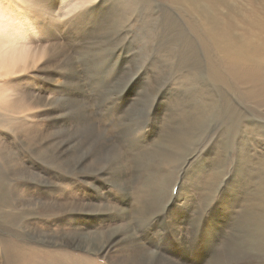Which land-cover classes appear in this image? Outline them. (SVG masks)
Segmentation results:
<instances>
[{
  "label": "rangeland",
  "instance_id": "obj_1",
  "mask_svg": "<svg viewBox=\"0 0 264 264\" xmlns=\"http://www.w3.org/2000/svg\"><path fill=\"white\" fill-rule=\"evenodd\" d=\"M152 1L168 12L156 18L150 11L127 7L125 0H94L99 10L92 11L86 21L72 23V13L65 14L67 8L60 10L61 0H52L46 6L49 12L40 13L49 23L46 39L38 41L31 28L24 31L29 52L36 50L37 55L11 72L0 69V264H93L81 253H88L83 250L94 242L106 245L119 233L120 217L114 204L123 198L131 209L137 198L150 199L151 204L157 197L148 190L136 193L134 200L121 191L107 195L106 189L114 188L116 182L135 184L134 189H169L175 196L179 182L188 195L199 185L206 188L218 181L226 185L221 198L229 196L232 160L228 155H234L226 149L229 137L223 136L222 144H216L214 139L220 134L211 137L216 122L208 119L204 125L210 126L196 131L197 136L190 140L209 138L202 148L211 145L210 156L215 153L217 162L211 166L209 159H203L208 163L203 171L199 164L185 165L184 158L192 148L186 146L175 157L180 151L171 142L184 134L172 112L178 108L186 113L203 102L227 98L264 129V100L246 96V82L231 72L234 62L221 49L216 50L204 19L193 8L185 9L175 0ZM0 7L14 20L22 14L35 20L37 14L22 0H0ZM199 8L215 23L219 45L236 49L239 43H247L264 53V0H208ZM177 15L189 20L185 38L182 30L172 29L178 23ZM19 23L7 27L19 28ZM3 34L1 29L0 37ZM262 61L263 57L258 60V70L264 74ZM216 92L223 97H216ZM228 111L225 107V117H229ZM212 114L218 116L219 111ZM251 135L256 138L250 153L259 157L264 152V136ZM176 181L178 185L170 188ZM192 210L183 216V227L194 225L186 226L194 215ZM203 216L199 236L193 237L189 229L183 230L181 238L170 222L159 238L157 227L143 229L141 240L155 251L121 248L123 237H118L113 244L116 248L107 255L122 264H129L125 258L136 264L137 259L152 262L149 264H264V227L259 221L246 216L241 231H235V211L223 203ZM243 231L250 247L233 251V233L242 238ZM68 242L79 246L80 253L54 255ZM31 247L43 250L41 255L29 250ZM92 260L105 264L107 257Z\"/></svg>",
  "mask_w": 264,
  "mask_h": 264
},
{
  "label": "bare ground",
  "instance_id": "obj_2",
  "mask_svg": "<svg viewBox=\"0 0 264 264\" xmlns=\"http://www.w3.org/2000/svg\"><path fill=\"white\" fill-rule=\"evenodd\" d=\"M22 1L26 6H29L36 10L37 14L33 15L34 17H36L35 20L26 14H22L15 16L16 18L20 16L17 20L15 19L16 20L15 21L14 19H12L13 16L9 15L7 12H5V10H3L4 8L0 7V24L1 22H3V25H0V30L2 29L4 31V34L1 35L0 37V69L1 71L4 72H11L14 69V67L19 66L18 65L19 63H25V61L30 56L37 55L36 50L33 51L32 54L29 52L30 51L29 41L27 40V37L24 36V31L26 27L27 29L31 28L32 31H35L38 41H44L46 39L45 29L49 26V23L46 21L47 18L45 19L44 17H41L40 13L49 12L46 6H49L52 0H22ZM73 1L75 0H61L60 2L61 11L67 8L68 11L65 14L72 13V17H71L72 23H74L75 20L77 19L79 22L86 21L88 20L87 18L91 15V13L97 12L99 10L94 4L93 2L94 0H92L91 4H89L91 0H77L75 6H73L74 3ZM125 1L127 2L125 4L127 7L130 8L135 7L136 9L135 11H139V12L150 11L153 13V15L156 14V18L162 16L165 12H168L167 9L162 8L161 6L156 4V2L154 3L152 0H125ZM133 1H135V5L133 4ZM175 1L181 3L183 8L185 9L189 7L193 8L204 19V22L203 21L202 22L203 24L206 25V32L208 38L210 37L213 40L215 44L214 47L216 48L217 51L218 49H221L225 53V55L234 62L231 64V66L234 68L235 71L233 72L230 70L234 74V76L237 79L246 82L247 87L244 89L246 92V96L250 100L252 98H258L259 100H264V74L261 70H258L259 67L258 60L261 57L264 58V53L262 54L258 53L260 52V49H254L251 46H249V44L247 43L243 44L242 46L239 43L240 47H237L236 49H231L227 44L219 45L215 41L216 38L215 23L209 20L208 18L209 14L203 13L202 10L199 8V6L202 4V1H208V0H175ZM16 6H18V3H16ZM14 13L17 14L18 11L14 10ZM23 18L24 20H22ZM177 19H178V23L174 21L176 27H173L172 29L182 30L183 38H185L184 28L186 26H189V22H188L189 20L188 18H186L188 20L187 21L180 15H177ZM195 19H199V17L195 16ZM20 20H22L21 24L19 23L21 22ZM11 22L19 23L20 27L16 28L14 26H11L10 28H8L7 26ZM180 25L181 26L183 25V27H181ZM9 29L11 30V32ZM43 52L44 50L42 51V53ZM236 61L238 63H236ZM216 94H217L216 97H223L221 94H219V92H216ZM224 99L226 101L222 100L215 103L213 102L207 103L202 101L203 102L202 104L196 106V108L189 109L186 113H184L183 111H179L178 108L176 113L172 112L173 113L172 118L175 124L180 125V127H178L179 131L184 135L179 141L177 142L172 141L171 143L173 147L178 148L180 151L179 153L175 151L177 153L175 157H178L181 154V152L185 148H187L186 146L191 147L192 148L191 151H193L192 152L193 154H191L190 151L185 156L183 164L185 165L188 163L199 164L200 165L199 171H203L202 170L203 167L208 165L207 162H209L210 165L213 166V163L216 161V159L214 158V156H216V154L214 153L215 151L212 150L214 156H210L211 145L210 147L207 146L206 150L202 148L205 144H209V138L205 139L202 142L200 140L196 142H192L190 138L197 136L196 131H200V129L203 130L207 126H210V124L204 125V123H206L208 119L215 121L216 130L212 129L211 137L220 134L219 139L217 140L216 137L214 136L215 137L214 141H216V144H222L223 136L225 138L229 137L227 139L228 141H227L226 149L234 154L233 157L230 154L228 155V157H230L232 160V165H230L229 168V174H230L229 177L232 178L231 179L232 184L227 189V192L230 193L229 196L227 198H221V194L222 192H224L226 185L224 184L219 185L220 182L218 181L214 184L209 183L206 188H201V186L199 185L197 186V188H193V190L191 189L192 191L190 193H187L188 195H185L186 186L184 184H181V182H179L181 187H178L175 196H172L171 191L169 189L165 191L160 187L156 189H149V188L137 189L136 187V189H134L135 184H128L126 182H123V185H121L118 182H116L117 184L114 188H110L109 190L106 189L107 195L112 190L121 191V194L129 196L130 200H134V195L136 193L140 191L148 190V192L151 193V196H157L155 198V201H153L151 204H148V201H150V199L145 200L141 198L142 200L138 201L137 198V200H135V203H133L132 205L133 207L131 208L132 210L126 206L127 200H124L123 198H121L120 201L114 204V206H116L115 209L117 211V215L120 217L119 226L117 227V229L115 228L117 231H119V233L114 237V239H118V237L119 238L123 237V239H121V241L123 240L121 248L124 249L131 248L133 251H155V248L153 249V246H149L147 245L146 242L141 240V238L143 237V229L144 230L149 229L150 231L152 228L157 227L158 231H156L155 235L157 238H159L162 237L163 234L166 232L167 230L166 225H168L170 222L171 223L173 222L175 224L173 231L175 232L176 235H181V238H183L184 235L183 230H189V229L193 232V237L199 236L205 221V216H203V214L207 211L213 212L214 209L219 205V203L220 204L223 203L225 206L230 205V207L234 209L235 217L233 218V230L241 231L240 227H243V221L244 219H246V216H250V220L252 221L254 220L256 222L259 221L262 228L264 227V172H263L264 152H262L261 156L259 157L250 153L251 151L253 152L251 145L255 141L256 136L254 135L248 136V134L256 133L259 134L258 136L263 137L264 129L260 128L257 122L251 121L253 119L251 118L249 119L247 117L248 115L246 116L245 113L241 110V108L237 109L236 103L234 104V102H232L231 99H227V98ZM184 100H186V97ZM199 100L201 101L200 98ZM225 107H228L230 111L229 117H225ZM238 107L240 106L238 105ZM245 107L247 106L245 105ZM194 110H198L199 112L195 114ZM215 110L219 111L218 116L220 114H224V116L219 118L218 116L212 114V111ZM209 111L211 114L209 113ZM227 118L228 120L226 121ZM181 125H184V127H181ZM263 126L264 124L262 125V127ZM205 131L207 132V130ZM227 133H230V135H227ZM245 133L248 134L245 135ZM160 141H162V139ZM216 148L217 146H214L213 149ZM221 154L222 153H220V155ZM203 159H209V161L205 163L202 162ZM174 160L176 162V160L178 159H174ZM205 171H207V169ZM220 174H222L221 170H220ZM178 181L170 184L169 187L170 188L174 186L176 187L178 185ZM113 184H115V182L110 185ZM204 189H206V191ZM161 193L164 194L162 195ZM168 201H174L176 203L170 204L168 203ZM191 209H193L192 211L194 215L192 216V220L188 222L186 226L192 224L194 225L190 226L189 228L183 227V225L186 223V220L183 219V216L185 215L186 212H188ZM134 220H138L139 222L134 225L133 224ZM100 223L103 226L102 220L100 221ZM244 227L248 229L250 226L245 225ZM115 229L114 231H116ZM114 233L116 234V232ZM112 235L114 234L112 233ZM239 235L241 234L233 233V241L231 248H233V251H247V249L250 247L249 244L250 239L246 236L244 231L242 238H240ZM114 239L111 238L108 239L106 245L105 244L101 245L97 243L95 244L94 242L93 246L90 245L89 248H85L83 250L88 253L86 254L81 253V255L93 264H95V261L92 259L98 258L102 255L107 257V260L104 261L106 262L105 264H122V262H115L114 260H111V258L107 255L109 251H111L113 248H116L113 245L115 242ZM29 250H32V252L34 253H39L43 251L38 247L37 248L31 247ZM73 250L79 251L80 247L74 246L68 242L64 245H60V248L58 249V251H55L57 253L54 255L59 254L66 256L67 254H69V251H73ZM125 260L129 264H136L134 259L132 258H125ZM136 262L138 264L152 263L150 261H145L140 259H137ZM156 262L158 263L159 260H157Z\"/></svg>",
  "mask_w": 264,
  "mask_h": 264
},
{
  "label": "snow or ice",
  "instance_id": "obj_3",
  "mask_svg": "<svg viewBox=\"0 0 264 264\" xmlns=\"http://www.w3.org/2000/svg\"><path fill=\"white\" fill-rule=\"evenodd\" d=\"M97 2H98V0H97Z\"/></svg>",
  "mask_w": 264,
  "mask_h": 264
}]
</instances>
